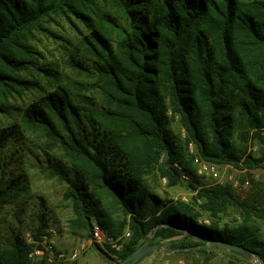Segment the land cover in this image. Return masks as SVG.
<instances>
[{
	"label": "trees",
	"instance_id": "16d2710c",
	"mask_svg": "<svg viewBox=\"0 0 264 264\" xmlns=\"http://www.w3.org/2000/svg\"><path fill=\"white\" fill-rule=\"evenodd\" d=\"M59 17L84 28L66 71L40 66L35 45ZM31 71L46 82L27 78ZM33 90L41 93L32 102L14 105ZM14 115L0 126V216L29 193L28 173L39 168L67 183L74 238L90 239L94 224L114 239L131 234L117 259L95 248L108 264H121L150 235L152 245L191 249L175 254L204 264L227 251L203 247L202 237L264 263L253 225L264 208L230 185L203 186L196 165L264 172V0H0V117ZM254 140L258 156L248 153ZM11 165L18 175L7 179ZM182 173L191 179L188 202L163 198L151 184L175 187ZM232 210L238 216L227 221ZM37 222L34 240L50 227L49 213ZM31 249L12 232L0 240V264H35Z\"/></svg>",
	"mask_w": 264,
	"mask_h": 264
},
{
	"label": "rangeland",
	"instance_id": "374dc122",
	"mask_svg": "<svg viewBox=\"0 0 264 264\" xmlns=\"http://www.w3.org/2000/svg\"><path fill=\"white\" fill-rule=\"evenodd\" d=\"M44 26L47 31L38 34L39 41L35 43L42 53L40 66L49 65L55 67L59 71H66L67 67L65 59L68 55L69 49H71V44H74L75 38L80 36L78 35V31L79 33H82L84 28L82 25L78 26V22L70 24L62 17L57 18L55 22L45 23ZM75 27H77V30L74 29ZM28 74H30L32 80L39 81L41 84L46 82L37 72L31 71L27 73V78H29ZM40 93L41 92H38V90H33L25 93L22 99L16 97L14 105L16 107L25 106L32 102V100L36 98V95H39ZM15 117V115L11 117L1 116L0 126L13 123ZM169 129L176 135L180 133V128L176 122L172 123L169 126ZM262 147V144H260L258 140L251 141L248 143V153L258 156ZM32 149L37 151L34 148ZM192 150L193 148L191 147V151ZM51 155L52 159L56 156L55 154ZM164 160L165 159L162 158V163ZM42 162L45 164L44 160H42ZM196 165L197 175L203 186L218 184L230 185L241 200H247L250 198L253 202L264 208L263 171H239L232 166L216 165L220 172V178L215 179L207 175L205 172L200 173L202 167L199 159L197 160ZM15 168V165L9 166L7 169V179L13 178L12 172H14ZM45 168L46 167H44V169ZM28 174L31 181V189L29 190V193L16 199L14 204L8 205L5 212L0 216V240L9 237L12 232L20 233L24 240L27 239L28 235L34 236L31 233V229L38 225L37 217L39 212H41V210H46L50 215V227L48 229L55 228L58 230V245L61 249H69L79 241H84L74 238L69 232L68 223L72 217V210L70 204L63 199L67 183L64 180H61L60 177L52 175L49 171L41 170L39 168L31 169ZM14 175H18V172L15 171ZM163 180L164 179L159 180L158 178L153 179L151 182L156 192L163 198L175 200L182 199L188 202L193 196V191L189 189L188 186L191 181L190 177L189 180L182 179L184 183H180L175 187H168L167 183H164ZM238 213V211L232 210V216L227 217L226 220L231 221L232 218L238 216ZM204 221L206 224L210 223L208 218H205ZM253 225L259 229L260 235L264 239V219H254ZM159 244H162L163 248L168 250L169 243L161 242ZM94 251L97 252L94 248L87 255ZM152 254L157 257V260L155 261L157 263L169 261L171 264H204L203 258L197 254L164 255L161 252H155ZM238 255L231 254L230 251L225 252L218 250L216 251V258L209 264H253L254 258L244 257L240 254ZM149 257L150 256L145 258L147 264L150 263L148 262ZM75 264L108 263L100 254L94 253L89 258H83Z\"/></svg>",
	"mask_w": 264,
	"mask_h": 264
},
{
	"label": "built area",
	"instance_id": "2783aa9c",
	"mask_svg": "<svg viewBox=\"0 0 264 264\" xmlns=\"http://www.w3.org/2000/svg\"><path fill=\"white\" fill-rule=\"evenodd\" d=\"M173 166L179 171H182V167L178 163H174ZM201 167L200 173L205 172L215 179L220 178V172L216 165L201 161ZM182 179L189 180V177L182 173ZM163 182L167 183V180L164 179ZM130 237L131 234L127 232L118 239L111 238L98 224H94L93 234L89 240L79 241L69 249H61L58 246V230L50 228L38 240H34L32 236H27V239H30V244L32 245L28 259L31 262H40L42 264H75L81 261L96 247L103 250L110 257L117 259V253L121 251L125 241L129 240ZM159 264L171 263L164 261Z\"/></svg>",
	"mask_w": 264,
	"mask_h": 264
},
{
	"label": "water",
	"instance_id": "95a60500",
	"mask_svg": "<svg viewBox=\"0 0 264 264\" xmlns=\"http://www.w3.org/2000/svg\"><path fill=\"white\" fill-rule=\"evenodd\" d=\"M202 239L206 242L203 247H206V248L207 247H211V246L220 247V248H223V249H225L227 251L240 254V255H242L244 257L254 258L253 264H264L261 261L260 255L258 253L252 252L251 250H248V249H246L244 247H238V246H234V245H229V244H226L224 242L213 240V239H209V238H205V237H202ZM151 242H152V236L150 235L148 237V239L145 241V243H143L140 247H138L121 264H137L142 259H144L148 255H150L152 253H155V252H161L164 255H172V254H175L177 252H186V251L191 250V249H177V250H174V251H168V250H165L163 248L162 244L152 245Z\"/></svg>",
	"mask_w": 264,
	"mask_h": 264
},
{
	"label": "crops",
	"instance_id": "0c3cea01",
	"mask_svg": "<svg viewBox=\"0 0 264 264\" xmlns=\"http://www.w3.org/2000/svg\"><path fill=\"white\" fill-rule=\"evenodd\" d=\"M26 240V242L27 243H30V239H25ZM59 246V245H58ZM94 253H97V252H91L89 255H86L85 257H84V259H86V258H89L90 256H92ZM148 257V256H147ZM146 258V257H145ZM145 258L142 260V261H140L139 263L140 264H147V261H145ZM157 260V257H155L154 256V254H152V255H150V257H149V261L148 262H150L149 264H159V263H157V262H155ZM164 262V261H163ZM35 264H42V263H40V262H34ZM108 263V262H107Z\"/></svg>",
	"mask_w": 264,
	"mask_h": 264
}]
</instances>
